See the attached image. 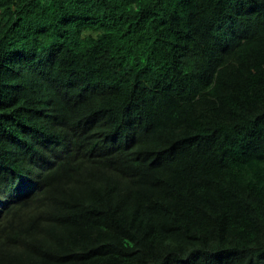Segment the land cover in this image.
<instances>
[{"label": "trees", "instance_id": "obj_1", "mask_svg": "<svg viewBox=\"0 0 264 264\" xmlns=\"http://www.w3.org/2000/svg\"><path fill=\"white\" fill-rule=\"evenodd\" d=\"M0 264H264V0H0Z\"/></svg>", "mask_w": 264, "mask_h": 264}]
</instances>
